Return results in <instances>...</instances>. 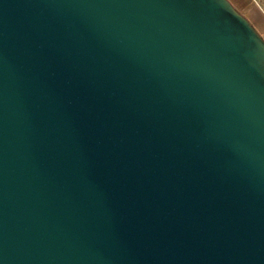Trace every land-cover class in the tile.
Masks as SVG:
<instances>
[{"label":"water","instance_id":"1","mask_svg":"<svg viewBox=\"0 0 264 264\" xmlns=\"http://www.w3.org/2000/svg\"><path fill=\"white\" fill-rule=\"evenodd\" d=\"M0 264H264V37L230 0H0Z\"/></svg>","mask_w":264,"mask_h":264},{"label":"rangeland","instance_id":"2","mask_svg":"<svg viewBox=\"0 0 264 264\" xmlns=\"http://www.w3.org/2000/svg\"><path fill=\"white\" fill-rule=\"evenodd\" d=\"M233 5L254 23L256 16L264 14V0H230Z\"/></svg>","mask_w":264,"mask_h":264},{"label":"crops","instance_id":"3","mask_svg":"<svg viewBox=\"0 0 264 264\" xmlns=\"http://www.w3.org/2000/svg\"><path fill=\"white\" fill-rule=\"evenodd\" d=\"M253 24L264 37V14L257 15Z\"/></svg>","mask_w":264,"mask_h":264},{"label":"bare ground","instance_id":"4","mask_svg":"<svg viewBox=\"0 0 264 264\" xmlns=\"http://www.w3.org/2000/svg\"><path fill=\"white\" fill-rule=\"evenodd\" d=\"M235 2L238 4L239 2L237 0H235ZM240 4V3H239Z\"/></svg>","mask_w":264,"mask_h":264}]
</instances>
